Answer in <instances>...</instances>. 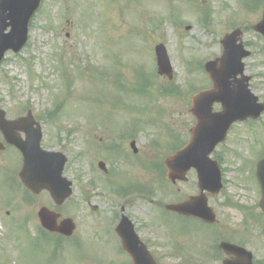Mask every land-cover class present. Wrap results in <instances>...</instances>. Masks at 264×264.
Instances as JSON below:
<instances>
[{
    "label": "rangeland",
    "instance_id": "1",
    "mask_svg": "<svg viewBox=\"0 0 264 264\" xmlns=\"http://www.w3.org/2000/svg\"><path fill=\"white\" fill-rule=\"evenodd\" d=\"M197 5L202 7L200 14ZM250 5L252 3L246 6ZM204 9L208 12L207 17L209 15L206 25L198 19V15L203 18ZM251 13L242 10L240 0H42L30 21L27 44L18 54L7 52L0 64V108L11 116L18 114L21 104H27L32 114L41 118L43 147H54L66 154L68 159L63 174L73 181V193L60 207H56L44 191L25 197L27 204H23L22 186L18 184V190H15L5 174L15 170L13 176L17 179L20 163H14L16 159L9 156L10 152L1 153L0 264H107L113 251L99 240L109 226L112 212H118L121 207L134 222L139 235L150 242L152 239L153 246L149 245V248L153 249L160 264H180L184 255L173 256L170 240H167L168 246L164 243L168 226L160 222L158 217L163 216L159 209L162 210L165 203L196 194L195 174L190 171L185 182H159L162 179L157 172L159 168L155 172L151 162L164 153V147L149 148L153 138L162 137L159 125L149 126L144 132L141 129L131 131L137 153H131L126 141L124 162L119 163L120 158L113 165L112 158L100 149L101 145L109 143L107 136L111 137L113 131L110 133L102 126L116 127L123 120L132 121L137 115H127L123 109L108 103L104 105L113 91V78H100L99 72L107 70L110 76L111 63L116 61L122 81L134 84L137 70L144 73L153 70L150 69L153 47L158 42L163 43L174 71L172 82L182 88V96L154 99V103H129L130 99H127L126 105L118 107L134 112L137 110L133 108L144 106L139 111L151 118H155L161 109L160 121L172 126L180 138H186L194 123L188 112L190 94L186 87L206 83V75L197 70L196 62L204 63L221 53L219 41L225 32L233 29L230 21L241 26L245 25L243 22L260 18V11ZM248 27L242 38L252 54L244 60L245 74L251 76V91L264 101V38ZM79 69L83 71V77ZM158 77L150 80L169 86L171 81L164 76ZM65 80L71 85L66 87ZM156 88L154 85L151 91ZM59 100H65L66 106H60L54 121L50 122L47 114ZM214 108L218 109V106ZM106 120L111 124L105 123ZM252 125L253 128L243 122L233 124L226 141L213 151L222 158L224 188L218 195L208 197V204L217 216V223L209 229L222 231L227 237L240 238L243 246L253 252L255 260L260 261L264 259V214L257 206L259 190L253 172L259 151L264 147V112ZM57 132L59 137L55 138ZM94 142L100 146L97 153ZM161 142L164 143V139ZM99 160L105 162L108 173L97 168ZM116 167L124 176L117 179L119 183L134 180L155 185L157 190L152 195L134 194L138 199L133 196L116 198L101 185L103 181L115 182ZM93 180H96L94 186L91 185ZM87 201L97 209L92 210ZM6 202L10 205H3ZM40 206L60 213L61 218L73 219V236L82 238L80 247H69L65 239L63 250L55 255V238L50 235L44 238L34 232L39 227L36 213ZM166 223L178 231L173 233L178 243L177 235L181 233L176 227L181 225L172 216ZM189 237L182 238L180 243L185 248L197 243L198 264H221L219 259L211 263L199 261V249L203 250L206 244L205 232L197 237L191 233ZM208 255L206 250L202 251V257ZM114 258L116 262L124 259L122 256Z\"/></svg>",
    "mask_w": 264,
    "mask_h": 264
},
{
    "label": "water",
    "instance_id": "2",
    "mask_svg": "<svg viewBox=\"0 0 264 264\" xmlns=\"http://www.w3.org/2000/svg\"><path fill=\"white\" fill-rule=\"evenodd\" d=\"M39 1L0 0V60L7 49L12 48L17 51L24 44L28 20L38 7ZM7 26H10L11 29L9 33L4 34L3 31ZM254 28L264 35V15L262 21ZM236 35H239L237 31L225 35L221 42L224 47L221 57L205 65V70L213 81V87L192 98L190 112L195 117L196 123L190 130L192 133L191 143L182 151L168 157L165 161L168 167L167 177L172 182L175 179H184L183 175L188 169L189 164L183 166L182 155H195L197 157V167L203 166L206 169L198 174L200 193L197 196L190 197L185 202L166 205L165 207L169 210L193 215L209 222H213L215 218L212 210L207 207V199L203 194V190L205 189L211 194H215L219 191L221 184L217 165L215 162L210 161L207 155L215 144L224 138L226 130L232 121L242 119L247 115L256 116L259 113L252 110L249 105H254L256 98L247 93L246 78L235 80L233 87L229 89L224 83L227 79L230 84L229 76L242 72V64L237 61L242 56L248 55L247 52H240L241 43L235 45ZM155 51L159 59V72L170 76L169 61L164 47L157 45ZM229 68L232 70L231 72H229ZM219 100L222 103L223 110L220 113H211L212 103ZM259 108L262 109L263 107L259 106ZM3 116L4 113L0 110V129L4 122L2 120ZM30 137L33 143L19 146L23 153L24 161L19 176L24 185L30 190L37 193L45 188L50 192L54 201L57 204H61L70 193L68 189L69 182L60 177L64 158L60 153L40 151L36 146L37 137ZM32 144H35V147ZM257 166V179L261 188L259 205L264 211V159ZM38 217L41 225L50 231H58L64 235H69L73 229L72 222L69 219L63 220L60 223L61 225L57 227L56 219L58 215L45 207L39 210ZM123 220L126 219L123 218ZM117 231L121 236L132 235L129 223H122L117 228ZM123 239L127 248L126 239L124 237ZM127 240L131 241L130 239ZM134 245L128 243L129 247L127 249L131 252L134 251L135 264H155L151 256L144 251L142 245L139 248H135ZM249 262L250 257L248 255L243 264H249Z\"/></svg>",
    "mask_w": 264,
    "mask_h": 264
},
{
    "label": "flooded vegetation",
    "instance_id": "3",
    "mask_svg": "<svg viewBox=\"0 0 264 264\" xmlns=\"http://www.w3.org/2000/svg\"><path fill=\"white\" fill-rule=\"evenodd\" d=\"M19 116H13L9 119H15ZM19 136L21 139H24V134L19 132ZM0 141H3L2 136L0 135ZM5 151H12L14 152L16 155H19V152L12 146L6 145L5 147ZM121 214L119 213V216ZM102 240L105 241V243H108L109 246H117V244L120 242V240L118 239V237L115 235L113 228L111 229L110 233L105 234V236H103ZM187 260L193 264H197V253L194 255H189Z\"/></svg>",
    "mask_w": 264,
    "mask_h": 264
}]
</instances>
